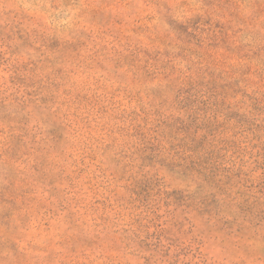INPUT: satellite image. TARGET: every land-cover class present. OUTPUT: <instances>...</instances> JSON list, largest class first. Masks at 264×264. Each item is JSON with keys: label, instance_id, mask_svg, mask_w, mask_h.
Here are the masks:
<instances>
[{"label": "rangeland", "instance_id": "obj_1", "mask_svg": "<svg viewBox=\"0 0 264 264\" xmlns=\"http://www.w3.org/2000/svg\"><path fill=\"white\" fill-rule=\"evenodd\" d=\"M0 264H264V0H0Z\"/></svg>", "mask_w": 264, "mask_h": 264}]
</instances>
